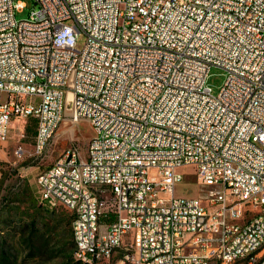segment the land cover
<instances>
[{
  "label": "built area",
  "instance_id": "built-area-1",
  "mask_svg": "<svg viewBox=\"0 0 264 264\" xmlns=\"http://www.w3.org/2000/svg\"><path fill=\"white\" fill-rule=\"evenodd\" d=\"M31 3L17 21L23 0H0V144L32 119L41 155L67 99L91 128L35 179L39 202L90 218L73 258L264 264V0ZM183 167L201 195L174 196ZM129 231L134 252L113 255Z\"/></svg>",
  "mask_w": 264,
  "mask_h": 264
},
{
  "label": "rangeland",
  "instance_id": "rangeland-1",
  "mask_svg": "<svg viewBox=\"0 0 264 264\" xmlns=\"http://www.w3.org/2000/svg\"><path fill=\"white\" fill-rule=\"evenodd\" d=\"M23 2L25 9L14 14V19L17 21L26 18L33 8L31 0H23ZM83 43L84 36L78 35L75 39V48L80 50ZM223 81V71L217 68L209 69L205 83L213 95L217 93ZM67 111L66 108V115L41 155L32 152L34 139L32 129L26 131L25 125L22 127L19 120H10L8 124L6 139L0 144V262L2 264H75L70 259L73 251L70 236L65 232L68 228L65 224L67 212L57 206L52 208L53 217L40 210L46 207L39 203L35 187L37 175L61 156L65 149L74 146L82 154L87 141L92 138L93 132L87 122L69 121ZM17 147L23 152L20 158L15 154ZM179 172L183 179L174 187V196L192 198L197 194L201 195L195 182L193 168L183 167ZM33 221L34 225L31 226ZM132 234L133 232L129 231L123 236V247L130 250L123 256L134 252V244H127ZM124 248L122 250L125 252ZM120 254L121 250L118 256ZM114 261L113 259L107 264H114Z\"/></svg>",
  "mask_w": 264,
  "mask_h": 264
},
{
  "label": "trees",
  "instance_id": "trees-1",
  "mask_svg": "<svg viewBox=\"0 0 264 264\" xmlns=\"http://www.w3.org/2000/svg\"><path fill=\"white\" fill-rule=\"evenodd\" d=\"M33 130V133H34V129H35V127H34V121L32 120V119H28L27 121H26V124H25V130L26 131H28V130ZM24 192H25V190H24ZM23 193V192H22ZM39 203H41V202H39ZM42 205H44L46 208H48L49 210H47L46 208H42V209H40V210H42V211H45V212H47V214H48V216H53L54 217V214H53V211L54 210H52V208L50 209L49 207H47L45 204H43V203H41ZM64 209V208H63ZM65 210V209H64ZM1 211H3V209L1 208ZM66 211V210H65ZM67 212V214H68V217L66 218L67 220H66V222H65V224H66V226L68 227L67 229H66V234H68L69 236H70V240H71V245L73 246V251H74V244H73V241H72V236H71V229H70V224H71V221H73V217H72V215H70L69 214V212L68 211H66ZM34 221L31 223V226H33L34 224ZM72 225V224H71ZM34 233L32 232V230H31V235H33ZM124 249H126V248H124ZM73 251H72V253H71V256H70V259H72L73 260V262L75 263V264H82V263H80L79 261H77V260H75L74 258H73ZM123 251V252H122ZM126 252H130V250L129 249H126L125 250V252H124V250H121V254H120V256H123V254L124 253H126ZM2 259V258H1ZM4 260V259H3ZM1 264H2V262H0Z\"/></svg>",
  "mask_w": 264,
  "mask_h": 264
},
{
  "label": "bare ground",
  "instance_id": "bare-ground-1",
  "mask_svg": "<svg viewBox=\"0 0 264 264\" xmlns=\"http://www.w3.org/2000/svg\"><path fill=\"white\" fill-rule=\"evenodd\" d=\"M64 115H66V112L64 113ZM70 215H72L73 217L72 232H77V225H90V218L86 217V214H70ZM89 236H90V228H82V237H89ZM123 245L124 244H122V247L120 248H113V255H118L120 250L124 248ZM125 255H128V253ZM112 260L113 259H107V262ZM84 264H92V259H84Z\"/></svg>",
  "mask_w": 264,
  "mask_h": 264
},
{
  "label": "water",
  "instance_id": "water-1",
  "mask_svg": "<svg viewBox=\"0 0 264 264\" xmlns=\"http://www.w3.org/2000/svg\"><path fill=\"white\" fill-rule=\"evenodd\" d=\"M65 107L68 109L69 108V99H67Z\"/></svg>",
  "mask_w": 264,
  "mask_h": 264
}]
</instances>
